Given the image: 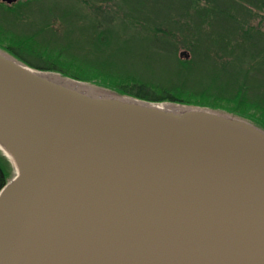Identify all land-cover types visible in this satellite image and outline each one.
<instances>
[{
	"label": "water",
	"instance_id": "water-1",
	"mask_svg": "<svg viewBox=\"0 0 264 264\" xmlns=\"http://www.w3.org/2000/svg\"><path fill=\"white\" fill-rule=\"evenodd\" d=\"M57 81L0 53V264H264L263 130Z\"/></svg>",
	"mask_w": 264,
	"mask_h": 264
},
{
	"label": "rangeland",
	"instance_id": "rangeland-1",
	"mask_svg": "<svg viewBox=\"0 0 264 264\" xmlns=\"http://www.w3.org/2000/svg\"><path fill=\"white\" fill-rule=\"evenodd\" d=\"M263 2L0 0V53L53 65L56 71L42 72L97 95L134 100L108 89L135 79L206 106L154 104L226 111L263 126L264 61L254 49V34L264 37ZM0 150L9 161L8 183L16 169Z\"/></svg>",
	"mask_w": 264,
	"mask_h": 264
},
{
	"label": "trees",
	"instance_id": "trees-1",
	"mask_svg": "<svg viewBox=\"0 0 264 264\" xmlns=\"http://www.w3.org/2000/svg\"><path fill=\"white\" fill-rule=\"evenodd\" d=\"M264 3V2H263ZM222 11V10H220ZM95 13H98V10L95 11ZM255 31V29H254ZM258 31H256L257 33ZM254 49H257V59L264 61V37L260 36L258 33L257 35L254 34ZM13 55V54H12ZM14 56V55H13ZM17 57V56H15ZM19 58V57H18ZM24 64L28 65L29 67L39 70V71H56L57 68L52 66H41L37 63H33L31 61H28L27 59L19 58ZM55 65V62H53ZM260 68V67H258ZM62 73V71H60ZM72 79L76 80H88L89 78H81L78 76H70ZM132 82L129 83V85H125L123 88H120V91H115L114 89H108L110 92L118 95V96H130L138 100L147 101L150 103H160L163 101H168L171 103H182V104H194L201 106L204 104H200L198 100H193L192 98H187L186 96H181L177 92L168 90H157L156 88H153V86L144 84L142 81L131 79ZM127 84V83H125ZM222 112V111H221ZM223 113L230 115L228 112L224 111ZM258 128H261L264 130V125H256ZM9 161L6 159V156L2 153L0 150V189L7 183L8 179V165Z\"/></svg>",
	"mask_w": 264,
	"mask_h": 264
},
{
	"label": "bare ground",
	"instance_id": "bare-ground-1",
	"mask_svg": "<svg viewBox=\"0 0 264 264\" xmlns=\"http://www.w3.org/2000/svg\"><path fill=\"white\" fill-rule=\"evenodd\" d=\"M58 83L66 86V87H69L70 89L78 92V93H81L83 95H86V96H89V97H97V98H101V99H107V97L105 96H101V95H97V94H94V93H91L90 91H87V90H83V89H80L72 84H69V83H65V82H62V81H57ZM130 102H136V101H133L131 100ZM163 106V105H161Z\"/></svg>",
	"mask_w": 264,
	"mask_h": 264
}]
</instances>
